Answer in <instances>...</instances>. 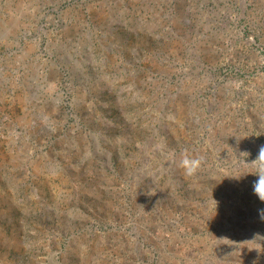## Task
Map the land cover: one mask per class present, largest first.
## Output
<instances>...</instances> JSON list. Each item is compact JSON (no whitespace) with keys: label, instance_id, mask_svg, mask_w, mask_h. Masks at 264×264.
Wrapping results in <instances>:
<instances>
[{"label":"rangeland","instance_id":"obj_1","mask_svg":"<svg viewBox=\"0 0 264 264\" xmlns=\"http://www.w3.org/2000/svg\"><path fill=\"white\" fill-rule=\"evenodd\" d=\"M264 0H0V264H264Z\"/></svg>","mask_w":264,"mask_h":264},{"label":"clouds","instance_id":"obj_2","mask_svg":"<svg viewBox=\"0 0 264 264\" xmlns=\"http://www.w3.org/2000/svg\"><path fill=\"white\" fill-rule=\"evenodd\" d=\"M262 154H264V150H262Z\"/></svg>","mask_w":264,"mask_h":264}]
</instances>
